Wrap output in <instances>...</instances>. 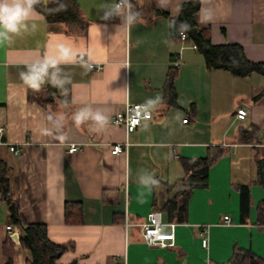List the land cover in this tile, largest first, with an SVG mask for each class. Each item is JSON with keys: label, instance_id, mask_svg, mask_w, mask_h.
Segmentation results:
<instances>
[{"label": "crops", "instance_id": "0c3cea01", "mask_svg": "<svg viewBox=\"0 0 264 264\" xmlns=\"http://www.w3.org/2000/svg\"><path fill=\"white\" fill-rule=\"evenodd\" d=\"M186 1L132 0L144 23L129 31L120 17L101 19V6L115 0H76L82 24L50 25L38 12L37 31L0 45V178L23 220L45 225L52 243L67 246L56 264H237L247 254L258 261L244 264H264V181L258 173V164L264 165V99L253 101L264 90V76L209 70L194 45L172 41L167 19L156 12L176 16ZM199 1L197 24L208 28L212 44H239L248 60L264 62V0ZM57 42L90 51L95 66L85 72L62 65L71 77L66 95L49 84L28 88L20 78L26 62ZM171 54L179 56L175 104L164 91ZM155 97L162 102L150 109L153 117L134 131L110 121L125 102L147 104ZM86 106L109 117L103 129L96 131L92 121L74 123V113ZM241 108L243 119L236 116ZM60 115L56 130L49 116ZM10 144L19 146L17 155ZM68 144L80 148L67 153ZM115 144L122 151L113 154ZM215 155L207 184L182 193L184 162ZM144 174L158 183H140ZM242 185L248 187L246 208ZM173 199L186 201V222H173L172 246L148 245L139 225ZM66 202L82 204V224L65 222ZM163 221L169 222L164 211ZM9 224L0 191V264L8 262L3 246ZM12 231V264H24L29 252Z\"/></svg>", "mask_w": 264, "mask_h": 264}, {"label": "trees", "instance_id": "16d2710c", "mask_svg": "<svg viewBox=\"0 0 264 264\" xmlns=\"http://www.w3.org/2000/svg\"><path fill=\"white\" fill-rule=\"evenodd\" d=\"M66 5V10L59 12L49 11L57 5L53 0L47 3H41L37 6V11L43 15L45 21L50 25L77 26L83 23V16L76 0H60ZM200 8L199 0H188L181 5L180 12L176 16H171L166 11L156 12L168 21L169 35L172 41H182L181 34L176 28L169 27V21L176 19L177 24L187 22L192 30L185 34L183 41L189 42L195 46L202 55L203 61L209 70L223 69L228 71L234 77H247L253 73L264 76V62H253L245 57L243 48L239 44H212L209 37L208 28H199L197 24V14ZM178 54L170 55V65L166 74L164 91L168 98V103L175 104L176 91L174 81L178 75ZM264 99V90L253 97L254 102ZM221 153V152H220ZM219 155V154H218ZM218 157L189 160L184 162L186 169V178L182 193H186L193 187H203L207 184V172L209 165ZM258 173L261 181H264V165L258 164ZM0 191L3 193L7 204L8 219L18 231L17 242L19 246L29 252V257L24 264H56L58 257L66 250L67 246L52 243L47 235V228L43 224L27 223L20 214L18 201L7 195V187L3 185V179L0 178ZM242 195V207L246 208L248 203V187L240 186ZM167 215L169 222H186V201L170 200L161 208ZM64 219L67 224L83 223V208L80 202H66L64 204ZM4 253L8 259L7 264H12V257L15 252V246L10 238L4 242ZM257 262L253 256L247 254L237 264L245 262Z\"/></svg>", "mask_w": 264, "mask_h": 264}, {"label": "clouds", "instance_id": "9594fccd", "mask_svg": "<svg viewBox=\"0 0 264 264\" xmlns=\"http://www.w3.org/2000/svg\"><path fill=\"white\" fill-rule=\"evenodd\" d=\"M48 0H0V45H11L15 38L26 34H32L37 31L38 25L35 22L37 15V6L41 3H47ZM57 5L49 11L59 12L66 10V5L60 0H53ZM163 6V5H161ZM103 15L101 19L109 20L112 17H120L122 23L131 31L132 27L144 23L140 11L132 0H115L114 3H105L101 6ZM179 12V11H178ZM177 12V13H178ZM210 15L204 16L201 23L210 20ZM170 28H176L181 35H185L192 30L187 22L177 24L175 18L169 21ZM78 65L85 72H90L95 66L90 51L78 50L67 43L57 42L48 45L43 55H37L34 59L25 64V71L20 73V78L28 88L39 91L45 84L51 85L61 95L67 94V85L71 83V77L63 71L62 65ZM162 102V97L149 99L146 108L154 109ZM63 115L49 120H53L54 129L59 130L62 127ZM109 117L99 109H93L90 106L79 109L73 115V121L77 126L85 122L92 121L97 126L96 131L103 129L108 123ZM45 134H52L51 130L45 129ZM65 137L60 136L63 140ZM140 183L146 186H152L158 181L151 175L144 174L140 177Z\"/></svg>", "mask_w": 264, "mask_h": 264}, {"label": "built area", "instance_id": "2783aa9c", "mask_svg": "<svg viewBox=\"0 0 264 264\" xmlns=\"http://www.w3.org/2000/svg\"><path fill=\"white\" fill-rule=\"evenodd\" d=\"M181 39H185V35H181ZM195 47V46H194ZM247 112L244 109H238L236 116L237 118L243 119ZM153 117L152 111L146 108V104L142 103H132L125 102L123 106L118 109L115 114L111 117V122L113 124L124 127L126 132L134 131L143 120L150 119ZM185 121V120H184ZM9 151L17 155L20 151L19 146L10 144L8 146ZM80 148L77 144H68L65 148L67 153L75 152ZM122 151V146L115 144L111 150L113 154ZM225 224H231L232 221L229 216L225 215L223 217ZM126 225H131V223H126ZM142 231L143 239L148 245H158V246H172L174 243V228L175 223L164 222L163 221V211L159 208H153L145 216V220L139 225ZM163 226H168L169 230L164 231ZM7 230L11 240L15 239V235L12 231V226L7 225ZM208 241L206 237L201 240L202 247H207Z\"/></svg>", "mask_w": 264, "mask_h": 264}]
</instances>
